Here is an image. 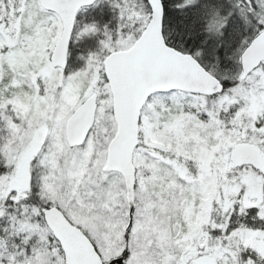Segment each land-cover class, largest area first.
<instances>
[{
	"label": "snow or ice",
	"instance_id": "1",
	"mask_svg": "<svg viewBox=\"0 0 264 264\" xmlns=\"http://www.w3.org/2000/svg\"><path fill=\"white\" fill-rule=\"evenodd\" d=\"M0 264H264V0H0Z\"/></svg>",
	"mask_w": 264,
	"mask_h": 264
}]
</instances>
